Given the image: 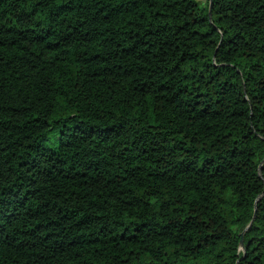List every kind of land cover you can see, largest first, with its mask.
Returning a JSON list of instances; mask_svg holds the SVG:
<instances>
[{
    "label": "trees",
    "instance_id": "obj_1",
    "mask_svg": "<svg viewBox=\"0 0 264 264\" xmlns=\"http://www.w3.org/2000/svg\"><path fill=\"white\" fill-rule=\"evenodd\" d=\"M209 4L0 0V264H264V0Z\"/></svg>",
    "mask_w": 264,
    "mask_h": 264
},
{
    "label": "rangeland",
    "instance_id": "obj_2",
    "mask_svg": "<svg viewBox=\"0 0 264 264\" xmlns=\"http://www.w3.org/2000/svg\"><path fill=\"white\" fill-rule=\"evenodd\" d=\"M200 3V5L202 6H206L207 5V0H196Z\"/></svg>",
    "mask_w": 264,
    "mask_h": 264
},
{
    "label": "water",
    "instance_id": "obj_3",
    "mask_svg": "<svg viewBox=\"0 0 264 264\" xmlns=\"http://www.w3.org/2000/svg\"><path fill=\"white\" fill-rule=\"evenodd\" d=\"M209 5L211 6V0H210V4ZM209 16H211V10H209ZM240 243L242 244V239H241Z\"/></svg>",
    "mask_w": 264,
    "mask_h": 264
}]
</instances>
